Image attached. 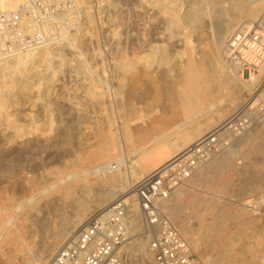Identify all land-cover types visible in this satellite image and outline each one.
<instances>
[{
	"label": "rangeland",
	"instance_id": "obj_1",
	"mask_svg": "<svg viewBox=\"0 0 264 264\" xmlns=\"http://www.w3.org/2000/svg\"><path fill=\"white\" fill-rule=\"evenodd\" d=\"M248 1L251 0H178V3L176 0L178 7L182 6V8L180 7L179 10L180 13H183L182 10L184 7L190 5L197 10L201 9L198 12L200 15L202 13V17H204V14L207 16L205 15L203 18V23L205 24L203 25L202 23L201 28H204L202 32L205 33L201 32L202 36L199 37L200 32L197 33L195 31V33L194 29L191 31L192 28H187L186 31L184 29L186 27L181 28L180 31L179 29H175L174 31L172 28L173 30H171V32L174 31L173 33L176 37L180 35L178 38L174 39L173 37L175 36L173 35L170 39L168 38L167 40H164L167 41L166 43L169 45L164 42L161 43L160 41H157L160 45H166L165 50H167L166 52L169 55H167L169 70L174 71V69H176L177 62H179V60L185 56L182 55V52L185 50V48H187L185 53H187L186 51L188 48H190L193 50V53L196 56L199 55L198 52L206 53L209 51L211 40L213 39L217 30L216 26L223 23V20H221L223 17H221V15L223 16L224 13H226L223 11H228L231 6L237 4L236 2L244 3ZM135 2L136 0L87 1V5H89L90 9L93 10L91 11L89 9L92 19L94 18L93 20H95L93 23L95 24L96 28L89 27V30H92H90L88 34L84 36L87 40L84 41L88 44H85L83 41L84 45L82 43V46H80L81 48H70L66 42V36L68 33L75 34L77 30L86 28V24L83 22V11L80 12L78 9L73 8L71 13V25L67 31H65L66 33L63 32L62 40L57 41L55 44L49 45L52 46V52L56 56L62 55L63 58L61 60L60 57H51V60L48 62L49 66L46 70V72H49L47 73V76L41 79L34 76V79L37 78L36 82L42 81V84L39 82L41 85V87H39L42 90H39L38 87L35 86L37 87L35 91V87L32 86L27 90V93L25 91L26 94L22 93L21 96L24 95L30 97H26V99L23 96V102L28 103L27 105L24 103L25 107L20 95L14 97L13 92H2L3 89L0 88V133H4L5 135L7 134V137H10V139L6 138L3 140L5 135L0 136V138L3 140H0V207L7 208L6 210L3 209L4 211L2 210V216L0 215V226L4 223V221H6L5 217L8 218L9 216L12 217L19 215V221L16 223L21 227V238L19 236L11 237V233H13V230L11 229L9 230L10 235L6 238V240L3 241V239H0V247L3 251L2 253L0 252V264H31L30 262H36L41 258L45 261L43 264H46L48 259L52 257L55 251L66 240H63L60 246L49 254L47 251L50 250V245L52 248V241L55 238V235H58V232H63L66 229H69L66 231H72L73 229L76 231L83 226L85 222L84 220L81 221L80 224H76V222L73 221L75 220L74 214H76L77 208L80 207L89 197L93 196L94 192L100 186L103 187L106 185L102 183L101 179L97 178V176L94 174H92V176L89 175V178H87L88 182L86 180L87 183L85 186L83 183H77L75 185L73 197H67L61 191L57 192V194L55 191H52L50 194H45L46 196L43 195L36 202L29 203L27 200L34 193L41 191L43 187L53 183L55 181V176L57 175L56 171H63L62 173H64L67 171H72L75 168L86 169L88 166L91 167L101 163V161H96L90 163V165L89 163H84L82 165H78L75 168L72 166L74 152L80 150H94V148L91 146L95 145L97 142V120L103 117V114L105 115L107 113L110 115V132L114 133L115 137L118 138L117 140L119 147L117 148V151L119 152L121 159H123L120 167L123 169V165L125 164L124 169L130 168V162L132 161V158L128 155V146L121 134V122L125 113L124 110L127 107L123 104L128 101L126 98H128L127 95L129 92L134 91L132 97L139 94L143 95L144 92L148 90V84L145 76L134 79V77L132 78L131 75L125 76L126 74L124 75L123 72H119L122 70L120 69L121 59H135L142 57V54H146L148 51L151 52L154 50L152 52H155V49L153 48L157 47L158 44H155L157 42L154 37L158 36L165 27L164 23H162L163 26H156L154 28L156 31L155 32L150 23H148L149 20H152V17H150L152 16V10H148L150 12V16L148 11V14L146 12L142 15L141 13L137 12V2ZM180 3L183 5H180ZM144 14H147L148 17L146 16L145 18ZM209 14H211V16ZM208 16L210 17L208 18ZM255 18H253V20H248L261 22V24L264 26V6L261 7V10ZM147 19L149 20L147 21ZM246 19L247 18L245 17L241 18L242 21ZM94 24L92 26H94ZM206 24L207 26L205 27ZM159 28L163 29L159 31ZM149 29H151V31ZM91 31L96 34L95 37ZM148 31L153 38H151V36L149 37L150 34ZM181 31L187 32V35L192 32V35H189L190 39L188 38V41H186L184 38L185 32L183 33ZM176 32L179 33V35ZM154 34H156V36H153ZM87 37H89L91 40L89 41L90 43L88 42L89 39ZM152 39H154V41ZM226 40L223 46H225ZM195 49H199L198 52H196L197 50ZM76 51H81L80 55ZM223 51L224 47L222 49V53ZM185 53L183 52V54ZM81 55L85 57L84 59L82 56V60H86V65L78 68L77 65L81 59ZM1 61L4 63L5 59H2ZM139 63L141 64V62ZM7 65V63L4 64V66ZM40 67L39 68L42 69V66ZM152 67L151 69L153 70L150 69V73L154 76L157 72L156 75H158L160 71L157 70H161V65L158 64V62H154L152 63ZM45 68L46 67L43 69ZM118 75L120 78H118ZM95 76L98 77L96 78ZM99 78L100 80L102 79L104 83H102ZM93 79H98V81L101 82V85H99V83L95 84L96 82H92ZM138 82L140 83L138 84ZM47 84L49 85L46 87L48 89H46V91L45 85ZM103 84L104 86H102ZM89 88L90 91L93 89L95 93H91L92 96L94 95L95 97L97 93L95 100L94 97L92 100L91 94L89 97ZM30 89L34 90L31 91ZM29 90L31 93H33L32 95L35 96V98L37 97L36 99L33 97L34 101L30 100L32 99V96H28L31 94L29 93ZM102 91L104 95H102ZM247 91L248 89L245 88H234V91H222L221 96L226 97V99L235 98L234 100H236V103H238V101L242 100L246 96ZM37 93H39L41 96H39ZM44 94L48 95V97H46ZM139 96L138 98H130L131 100L129 98L128 99L131 102L133 101L132 103L135 105L138 114L144 115L146 111V106L144 103L145 100ZM44 97L46 99L50 98L49 100L51 103L49 101L47 102ZM19 98H21V103H14L15 100L20 102ZM98 99H100L101 102ZM95 101H99V105H97ZM236 103L234 105H236ZM34 105L36 108L33 107ZM40 105H42L43 109L40 108ZM29 106L30 109L33 108V111H30ZM25 109L28 110V112ZM34 109L37 110V112ZM159 109L160 107L156 108L158 111ZM43 110L45 114L42 113ZM139 111H141V113ZM22 112L25 114H22ZM19 113H21V117H23L22 115H25L24 120L20 117ZM27 114L29 118L27 117ZM228 114L229 112L225 117H227ZM19 122H21L23 125H25V128H27L26 134L24 133L18 136V128H21ZM260 123L253 125L246 133L243 134L242 139L239 138L228 142V144L225 145L224 149L221 151V153H223H219V155H217L222 156L224 161L217 160V162H215L216 165L211 164V168L205 167L206 172L203 171L204 169H202L201 174H198L199 176L195 174V176L188 182L186 187L184 189H180L182 190L183 195H181L179 200H177L178 198L175 196L173 199L168 201L169 206H173V209L178 210L177 215H172L173 220L176 223L179 222L180 219L187 222L189 221L192 226H197L199 223L196 215L191 213L192 209L197 208L196 205H192V203H194L195 200L206 201L212 199L213 201H217L219 203L218 205L220 209L226 216H229L228 218H224V216L219 217L221 221H219L217 224V229H221L225 234L232 233L231 237H233L234 234L240 232V234L238 233L234 235L236 236L235 238L240 239L244 244L247 243L250 247L249 250H251L245 251L243 253L233 252L231 254L232 256L229 255V257L233 259L229 260L230 258L227 257L229 258L227 259L225 256H223L224 254L223 252L221 253L219 248H212L208 240L202 239L201 241H198V247L193 250L197 256V253L201 251V253L204 255L220 256L221 261L223 262L222 264H227V260L229 261V264H232V262H230L232 260L233 264H239L238 262L240 261V256L243 257V255H245V258L251 257L249 258V261L250 259L251 261L248 264H264V151H254V143H256L255 139H257L254 136H257L259 133L252 135L254 130L260 128ZM37 125L40 129H34L32 131V129ZM20 131H22V129ZM66 133H69L68 136L71 135L70 138ZM79 136L81 141L79 140ZM81 136H85L86 138ZM83 139L86 143L82 142L84 141ZM61 140L62 142H60ZM66 140H70L69 144L68 142H65L64 145L66 144V146L62 145ZM79 142H81L80 145L82 146L79 145ZM60 143L62 147L57 146L60 145ZM72 145H75V147ZM85 145L87 150L84 148ZM71 146L74 149H72ZM88 146L90 147L89 149ZM119 148L120 151L118 150ZM249 150L253 152H250L252 155L247 154L249 153ZM127 159H131V161L129 160L128 163ZM207 170L209 171L207 172ZM217 172L220 174V176L217 174ZM206 176L216 178L213 181L209 180V178ZM134 183L136 184L135 180ZM9 198L11 203H8ZM176 201L179 204L176 203ZM21 205H27V208L23 210L20 207ZM93 211L94 210H91L89 214L91 215ZM202 218L204 220H210V218L206 215L202 216ZM70 225H72V230L69 228ZM3 226H5V224ZM5 228L6 227H4V229ZM237 228H239V230ZM3 232L4 231H0V233ZM233 232L235 233L233 234ZM11 238H13V241ZM221 239L222 237H219L217 242H219ZM1 255H3L4 258ZM248 255L249 257H247ZM135 261L137 260L134 259L133 263L137 264Z\"/></svg>",
	"mask_w": 264,
	"mask_h": 264
},
{
	"label": "bare ground",
	"instance_id": "obj_2",
	"mask_svg": "<svg viewBox=\"0 0 264 264\" xmlns=\"http://www.w3.org/2000/svg\"><path fill=\"white\" fill-rule=\"evenodd\" d=\"M87 1H89V0H76V7L75 8L78 9L80 12L83 11V13H82L83 14L82 16L84 18L83 22H84V24H86L87 29L86 28L85 29H79L76 31V33L74 32L75 34H73V33L67 34L66 42L70 46V48L71 47L72 48L73 47L78 48V47L82 46L81 44L83 43V41L84 40L87 41L84 36L86 34H88V32L90 30H92V29L89 30V27H95V24L93 23V21H95V20H93L94 18L92 19V16L90 13V10L91 11H93V10L90 9L89 5H87ZM136 2H137L136 6L138 8V10H137L138 13H141L143 15V13H146L149 9L152 10V13H151L152 16H150V12H149L150 10L148 11L149 16L152 17L151 18L152 20L147 19V21L148 20L150 21V22L148 21V23H150V25H151V27H153L154 31H155L154 28L156 26L161 27V26H163L162 23H164V25H165L164 30L162 32H160L158 36H156V34L153 35V36H156V37H154L156 42L160 41L161 43L162 42L166 43L167 41H164V40H167L168 38L170 39L174 35L173 32L175 31V29H179V31H180V29L184 28V27H186V28H184L185 31L187 28H192L191 31H193V29H194V32L195 31L197 33L200 32L199 37L202 36V33H205V32H202V30H204V28L202 29L201 26L203 23V18L205 17L206 14H204V17H202L203 16L202 13L200 15L198 12L201 9L197 10V9L193 8V6H190L187 4L188 6L186 5L187 7H184V9L182 10L183 13H180L179 10H180V7L182 8V6L178 7V5L176 4V0H136ZM177 3H178V0H177ZM236 3L237 4L234 6H231V8L228 9V11H223V12H226V13H224L223 16L221 15V17H223V19H221V20H223V23L218 24L216 26L217 30L215 32L213 39L211 38L212 40L210 43L211 44L210 50L207 51L206 53L205 52L200 53V52H198L199 49L198 50L195 49V50H197L196 52L199 53V55L196 56L193 53V50L190 48H188V50L186 51L187 53H185V50L187 49V48H185V50L183 51L185 54H183V52H182V55H185V56L183 58H181V60H179V62H177L176 69H174V71H170L168 68L169 64L167 62V58L169 55L166 52L167 50H165L166 45L165 44H164L165 46H163V44L160 45L158 42L155 43V44H158L157 47H155V48L152 47L153 49H155V52H152L154 50H152V51L150 50L151 52H149L147 50L149 53L148 52L146 54L143 53L142 57L135 58V59H133V58L132 59L131 58L130 59H128V58L121 59L120 69H122V70H120L119 72H121V73L123 72L124 75L126 74L125 76L131 75V77L132 78L134 77V79L135 78L138 79V78H141L142 76H145L147 84H148V86H147L148 90L145 91L146 93L144 92V94H143L144 96L139 94V93L138 94L141 96H139V95L135 96L134 95L135 98L136 97L138 98V96H139L140 98H143L145 100L144 103L146 106V111H145L144 115H139L138 111L136 110L135 105L132 103L133 101L132 102L129 101L130 98H132V99L134 98V97H132V95L134 94L133 93L134 91L129 92L127 95V97L129 99L126 98V100H128L130 103L127 101L126 103L124 102L125 104H123L124 106H127V107L124 110L125 113L123 115V119L121 122V130H122L121 134L124 137L125 142L128 146V149H127L129 151L128 155L132 158V161H131V159H129L131 161L129 169H126V168L124 169L125 164L123 165L124 170L121 169V167H120L123 159H121V156H120L119 152L117 151V148L119 147L118 140H117L118 138L115 137L114 133L110 132L109 126L111 124V117L109 114L106 113L105 115L103 114V117H101V118L99 117L100 119L97 120L98 123H97V128H96L97 129V132H96V134H97V140L96 141L97 142L95 141L96 144L93 146L90 145L93 142H91L89 144L91 147L94 148V150L88 151L86 149L87 148L86 147L87 144H86L84 148L87 151L80 150V151L74 152L73 153L74 160L72 162V166L75 168L78 165H82L84 163H87V164L89 163V165H90V163L96 162V161L97 162L101 161V163L94 165V166H91V167L88 166V168H86V169L75 168L72 171H67L64 173H62L63 171L62 172L56 171L57 175L55 176V181L53 183H51L50 185H47L48 187L47 186L43 187L41 191L34 193L27 201L29 203L36 202L43 195L50 194V192H52V191L53 192L55 191L56 194H57V192L61 191L67 197H73L75 185L77 183L78 184L83 183V185L85 186L86 183L88 182L87 178H89V175L92 176V174H94L97 176V178L101 179L102 183H104L106 185H104L103 187L100 186L94 192L93 196L89 197L80 207L77 208L76 214H74L75 220H73L76 222V224L77 223L80 224V222L83 220L86 221L87 216L90 215L89 213L91 210H94L93 212L98 211L99 209H101L102 207H104L106 204H108L109 202H111L112 200H114L117 197H126L131 202V205L133 207V210H134V213L136 214V216H139V211L137 209V205H136V201H135V195H134V185H135L134 180L137 183L146 174L151 173L152 171H154L156 168H158L162 164L166 163L167 161H169L173 157L177 156L186 147H188L190 144L195 142L198 138H200L201 136L206 134L215 124L220 123L223 120V118L224 119L226 118L225 117L226 114L234 108V106H235L234 104L237 101L234 100L235 98L234 99H230V98L226 99V97L221 96L222 91H226V90L234 91V88L235 89H243V88L248 89L249 88L248 84H246L245 81L231 75V73L227 69L226 64L224 62L223 55H222L223 54L222 49L224 47L223 45H224L225 40L229 37V35L235 29V26H237V24H239L242 21L241 18L245 17V18H247L246 20H248V19L253 20V18L257 17V14L261 10V7L264 6V0H251L248 2H244V3L243 2H240V3L236 2ZM88 4H90V3H88ZM13 5H14L13 2L2 1V2H0V9L10 8V7H13ZM180 5H183V4L180 3ZM92 8H93V6H92ZM202 11H204V10H202ZM148 12H147V14H148ZM212 13H214V12H212ZM147 14H144L145 18L147 16ZM211 14H209V15L211 16ZM210 16H208V18ZM136 17H137V15H136ZM138 17H140V16H138ZM120 18H121V16H120ZM138 23H140V22H138ZM207 23H208V21H207ZM93 24H94V26H92ZM204 24L205 23H203V25ZM145 25H148V24H145ZM150 25H148V26H150ZM206 26H207V24L205 25V27ZM145 27H147V26H145ZM172 28L174 29L173 32H171V30H173ZM162 29L163 28H161V29L159 28V31ZM149 30L151 31V29H149ZM179 31H177V32H179ZM185 31H181V32L184 33ZM91 32H93V31H91ZM152 33H153V31H152ZM157 33H158V31H157ZM179 33H177V34L179 35ZM191 33H189V35ZM93 34L92 35L95 37L96 34L94 32H93ZM149 34H150V32H149ZM184 34H185V36H184L185 40L188 41L189 35H187V32H185ZM74 35H76V36H74ZM150 36H151V34L149 35V37ZM94 37H92V38H94ZM178 37L175 36L173 38L175 39ZM87 38L89 39V37H87ZM151 38H153V37L151 36ZM154 39H152V40L154 41ZM171 40H173V39H171ZM89 41H91V40L89 39L88 42ZM86 43L87 42H85V44ZM153 43H152V45H153ZM189 43H191V42H189ZM83 45H84V43H83ZM167 45H169V44H167ZM156 48H157V50H156ZM72 50H74V49H72ZM75 50H77V49H75ZM202 51H203V49H202ZM76 52H78V51H76ZM80 52H78L79 55H80ZM82 56L83 55H81L80 61L78 60L79 61L78 65H77L78 68L86 65L85 64L86 60L85 61L82 60ZM51 57H60L61 60L63 58L62 55L56 56L52 52V46H44V47L39 48L36 51L24 53V54H21V55L16 56V57L5 59L4 63L0 60V88L3 90H6V91L2 90V92H13L14 97L20 95V97H22V102H23V99H24L23 96L24 95L21 96V94L22 93L26 94L27 90L30 87L37 86L39 90H42V89H40L41 85L39 84V82L42 84V81L36 82L37 81L36 79L37 78L41 79V78H44L47 76V73H49V72H46V70H47V67L49 66L48 62L51 60ZM83 58L85 59L84 56H83ZM139 62H141V64ZM154 62H158V64L161 65V67H160L161 70H157V71H160L159 74L156 75L157 72L155 73V75L157 77L155 75H154L155 76L154 77L150 73L152 63H154ZM5 63H7L8 65L4 66ZM75 64H77V63H75ZM40 66H42V69H40L41 68ZM43 66L46 68L43 69L44 68ZM151 70H153V69H151ZM34 76H36L37 78L34 79ZM95 77L97 78L98 76H95ZM118 78H120L119 75H118ZM122 78H123V76H122ZM99 80H100V78H99ZM97 81H98V79H93L92 82H94V83L96 82L95 84L99 83V85H101L100 81H102V79L98 82ZM102 83H104V82L102 81ZM139 83L140 82H138V84ZM91 84H93V83H91ZM48 85L49 84L45 85V90L47 89L46 87H48ZM102 86H104V84ZM37 87H35V91H36ZM49 88H50V86H49ZM90 88L88 89L89 91H90ZM30 90L32 91L34 89H30ZM30 90H29V93H31ZM25 91H26V93H25ZM92 91H93V89H92ZM92 91H90L89 93L87 92L89 97H90L91 93H94V91L93 92ZM101 93H102V95H104L103 91ZM32 94L33 93L28 95V96H32V99H30V100H33L35 98V96H33ZM37 94L39 96H41L39 93H37ZM44 95H46V94H44ZM91 96H92V94H91ZM96 96H97V93H96ZM24 97L26 98L27 96H24ZM46 97H48V95H46ZM93 97H94V95L91 97L92 100H93ZM95 97H94V100H95ZM27 98H30V97H27ZM98 98H99V96H98ZM19 99H20V102L15 100L14 103H16V104L21 103V98H19ZM44 99H46V98L44 97ZM47 99H46V101L50 102V100H49L50 98H47ZM17 100H18V98H17ZM98 100H100V99H98ZM35 101L38 102L37 100H35ZM122 101H124V100H122ZM39 102H41V101H39ZM98 102L95 101V103H97V105H99ZM100 102H101V100H100ZM24 103L25 102H23V105H24ZM27 104L28 103L26 102L25 105H27ZM25 105H24V107H25ZM33 107L36 108L35 105ZM37 107H39V106H37ZM157 107H160L159 111L156 110ZM40 108H42V105H40ZM48 108H49V105H48ZM29 109H30V106H29ZM32 109H30V111ZM23 111H24V108H23ZM26 111L28 112V110H26ZM35 111L37 112V110H35ZM38 112H39V110H38ZM139 112L141 113V111H139ZM42 113H44V110ZM20 114L21 113H19V115ZM22 114H25V113L22 112ZM39 114H40V112H39ZM36 115H34V116H36ZM22 116L24 117L25 115H22ZM20 117H21V115H20ZM23 117H21V118L24 120L25 117L24 118ZM27 117H28V114H27ZM35 119H37V118H35ZM27 124H28V122H27ZM19 125H21V128H18V130H19L18 136L20 134H24V133L26 134V128L27 127L25 128V125H23L21 122H19ZM260 125L262 127L260 126V128L254 130L252 132V135L259 133L257 135L258 137L256 135L254 136L257 138V139H255L256 143H254V145H255L254 151L263 152L264 151V119L260 123ZM31 127H32V125H31ZM21 129H22V131H20ZM34 129L39 130L40 128L37 125V126H35V128L32 129V131ZM3 135H5V134L0 133V136H3ZM68 135H69V133L67 134V136ZM37 136H39V135H37ZM64 136H66V135H64ZM70 136H68V137L70 138ZM4 137H3L4 138L3 140H5L6 138L10 139V137H7V134ZM81 137L86 138L85 136H81ZM95 138H96V136H95ZM242 138L243 137H241L240 139H242ZM0 140L3 141L1 138H0ZM79 140H80V136H79ZM69 141L70 140L64 141L62 145H64L65 142L66 143L68 142V144H69ZM71 141H73V140H71ZM60 142H62V140ZM82 142H85V140ZM80 143L81 142H79V145H80ZM85 143H83V144H85ZM68 144H67V148H68ZM62 145L60 143V145H57V146L62 147ZM64 146H66V144ZM72 146L75 147V145H72ZM72 146H71V148H72ZM80 146H82V145H80ZM89 148L90 147L88 146V149ZM72 149H74V148H72ZM75 150H76V148H75ZM118 150L120 151V148ZM250 152L253 153L251 150H249V153H247V154H251ZM129 160L127 159L128 163H129ZM217 160L224 161L222 156H216V157L212 158L211 160H209L208 162H206L205 164L201 165L196 174L197 175L201 174L202 169H204L203 171L206 172L205 169L209 168V167L211 168L212 167L211 164L214 165L215 162H217ZM126 165H128V164H126ZM208 171L209 170H207V172ZM217 174L220 176V174L218 172H217ZM206 177H208L209 180H213V181L216 178V177L213 178L211 176H206ZM86 180H87V182H86ZM93 184H94V182H93ZM98 186H96V187H98ZM181 195H183L182 190L179 189L175 195L178 198L177 200L180 199ZM195 201H194V203H192V205L195 204L197 208L192 209L191 213L196 215V217L199 221L197 226H192L189 221L187 222V221H184L181 219L177 223L174 221L175 224L177 225L178 229L182 233V235L186 238V240L190 244L192 250H195L198 247V241H201L202 239H204V240H208L210 242L212 248L213 247L219 248V250H221V253L223 252V254H224L223 256H225L226 258L229 257V255H231L233 252L243 253L245 251H251V250H249L250 247L247 243L244 244L241 242L240 239L235 238L236 236H234V235H236L238 233L240 234V232L237 231L238 233H236V234H234L236 231L233 232L234 235H233V237H231L232 233L225 234L221 229H217V224L219 223V221H221V219L219 217L220 216L221 217L224 216V218L229 217V216H226L224 214V212L220 209V207L218 205L219 203L217 201H215V200L213 201L212 199L206 200V201H196V202ZM8 203H11L10 198L8 199ZM176 203H178V202L176 201ZM20 207H21V209L25 210L27 208V205L26 206L21 205ZM3 209L6 210L7 208L0 207V215L1 216H2V210ZM162 209H163L164 213L167 214V216H169L172 220H173L172 215H177V213H178V210L173 209V206L168 205V201H166L163 204ZM170 211H171V214H170ZM204 215L208 216L210 218V220H204L202 218V216H204ZM5 218H6V221H4V223L0 226V231H4L3 233H0V239H3V241L6 240V238L10 235L9 230H11V229L13 230L12 231L13 233H11L12 234L11 237H14V236L20 237L21 236V227H20V225H18L16 223L17 221H19V215L12 216V217L9 216L8 218L7 217H5ZM73 219H74V217H73ZM4 224H5V226H3ZM84 225H85V222H84L83 226ZM71 226L72 225H70L69 228H71ZM4 227H6V228L4 229ZM239 228H237V229L239 230ZM131 229H132V233H131L130 240H129L128 244H126L122 249L125 264H134L133 263L134 259L137 260V261H135V262H137V264H152V256H151V253L147 247V238H146L145 234H143L140 230V221L138 218L133 223V226ZM66 230H69V229H66ZM66 230H64L63 232H58V235H55V238L52 241V248L50 245V250L47 251L49 254L52 253L54 251V249L58 248L63 240L66 239L63 242V244H64L66 241L73 239L75 237L77 230H79V229H77L76 231L74 229L72 230V228H71L72 231H66ZM263 230H264V228H263ZM240 231H241V229H240ZM219 237H222V239L219 242H217V239ZM11 240L13 241V238H11ZM21 240H23V239H21ZM0 252L1 253L3 252L1 247H0ZM248 253H246V254H248ZM197 254H198V258H199L201 264H222L223 263L221 261L220 256L204 255L203 253H201V251L198 252ZM1 256H3V255H1ZM244 256L245 255H243V257L240 256L241 258L239 257L240 258V261L238 262L239 264L240 263L241 264H248L251 261V259L249 261V258H251V257H249V255L247 256L249 258H245ZM3 258H4V256H3ZM229 258H227V259H229ZM231 259H233V258H230L229 260H231ZM32 262H30V263L31 264H43V263H45V261L42 258L40 260L38 259V261H36V262L35 261H32ZM230 262H232V264H233V260ZM226 263L229 264V261L227 260Z\"/></svg>",
	"mask_w": 264,
	"mask_h": 264
},
{
	"label": "built area",
	"instance_id": "obj_3",
	"mask_svg": "<svg viewBox=\"0 0 264 264\" xmlns=\"http://www.w3.org/2000/svg\"><path fill=\"white\" fill-rule=\"evenodd\" d=\"M2 1L14 5L0 9V60L62 40L76 6V0ZM223 57L231 75L248 84L246 96L220 123L134 185L139 216L126 197L115 198L93 212L75 237L62 244L46 264H125L122 249L130 240L137 218L147 238L152 264H201L162 206L186 187L201 165L264 119V26L261 22H240L226 40Z\"/></svg>",
	"mask_w": 264,
	"mask_h": 264
}]
</instances>
